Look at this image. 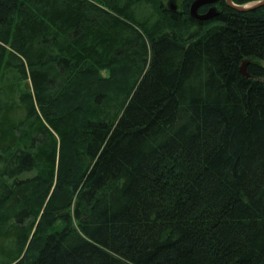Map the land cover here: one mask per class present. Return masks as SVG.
<instances>
[{
	"label": "trees",
	"instance_id": "trees-1",
	"mask_svg": "<svg viewBox=\"0 0 264 264\" xmlns=\"http://www.w3.org/2000/svg\"><path fill=\"white\" fill-rule=\"evenodd\" d=\"M193 1L0 0V264H264V5Z\"/></svg>",
	"mask_w": 264,
	"mask_h": 264
},
{
	"label": "water",
	"instance_id": "water-1",
	"mask_svg": "<svg viewBox=\"0 0 264 264\" xmlns=\"http://www.w3.org/2000/svg\"><path fill=\"white\" fill-rule=\"evenodd\" d=\"M228 5L237 9V10H250V9H254L260 5H264V0H257V1H253L247 4H236L233 2V0H226ZM217 0H194L191 8H190V13L193 17L200 19V20H207L210 19L214 16H216L218 14V11L215 7H211L206 13L201 14L199 12V9L204 6V5H210V4H214L216 3ZM173 9H176V5L172 4ZM247 64L248 62H244L241 71L243 74H245L247 77H250V74L247 71ZM28 84H26V88H28Z\"/></svg>",
	"mask_w": 264,
	"mask_h": 264
},
{
	"label": "rangeland",
	"instance_id": "rangeland-1",
	"mask_svg": "<svg viewBox=\"0 0 264 264\" xmlns=\"http://www.w3.org/2000/svg\"><path fill=\"white\" fill-rule=\"evenodd\" d=\"M168 3H171L173 5L178 4L181 2V0H167Z\"/></svg>",
	"mask_w": 264,
	"mask_h": 264
}]
</instances>
